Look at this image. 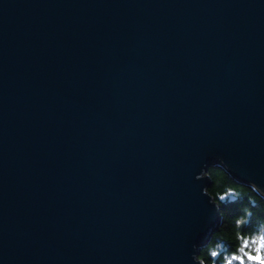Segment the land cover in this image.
Instances as JSON below:
<instances>
[{"label": "water", "instance_id": "water-1", "mask_svg": "<svg viewBox=\"0 0 264 264\" xmlns=\"http://www.w3.org/2000/svg\"><path fill=\"white\" fill-rule=\"evenodd\" d=\"M216 165L264 196V0H0V264H203Z\"/></svg>", "mask_w": 264, "mask_h": 264}, {"label": "trees", "instance_id": "trees-1", "mask_svg": "<svg viewBox=\"0 0 264 264\" xmlns=\"http://www.w3.org/2000/svg\"><path fill=\"white\" fill-rule=\"evenodd\" d=\"M207 177L208 193L219 207L220 223L198 258L203 264H239L234 257L255 255L252 242L257 238L264 242V196L252 186L236 182L218 165L208 169ZM244 240L249 241L247 246ZM241 247L244 252L239 251ZM260 250L264 253V247Z\"/></svg>", "mask_w": 264, "mask_h": 264}, {"label": "snow or ice", "instance_id": "snow-or-ice-1", "mask_svg": "<svg viewBox=\"0 0 264 264\" xmlns=\"http://www.w3.org/2000/svg\"><path fill=\"white\" fill-rule=\"evenodd\" d=\"M252 243L254 245H256V254L255 255H250V254L245 253V255L247 256V259L250 260V261H258L259 264H264V256H262L261 255V252H260V248H261L260 238H257ZM248 244H249V241L248 240H244L243 241V245L244 246H247ZM239 251L240 252H244V247H241L239 249ZM213 255H215V253H213ZM234 259L240 260L241 257L240 256H236V257H234Z\"/></svg>", "mask_w": 264, "mask_h": 264}, {"label": "rangeland", "instance_id": "rangeland-1", "mask_svg": "<svg viewBox=\"0 0 264 264\" xmlns=\"http://www.w3.org/2000/svg\"><path fill=\"white\" fill-rule=\"evenodd\" d=\"M263 247H264V242L261 241V248H263ZM261 255L264 256V253L261 252ZM238 261H239V264H255L256 262H258V261H250V260H248L247 256H246V258L241 257V259L238 260Z\"/></svg>", "mask_w": 264, "mask_h": 264}]
</instances>
